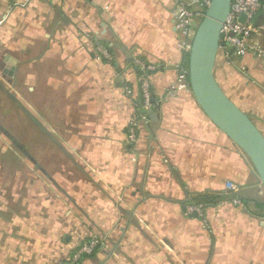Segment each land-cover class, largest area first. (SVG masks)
<instances>
[{
  "label": "crops",
  "instance_id": "crops-1",
  "mask_svg": "<svg viewBox=\"0 0 264 264\" xmlns=\"http://www.w3.org/2000/svg\"><path fill=\"white\" fill-rule=\"evenodd\" d=\"M175 10L176 0H0V264H65L94 237L81 264H264V191L178 81L188 54ZM253 21L264 48V11ZM133 58L155 68L148 121L130 143ZM214 76L264 135V59L230 64L219 50ZM205 191L240 203L188 215Z\"/></svg>",
  "mask_w": 264,
  "mask_h": 264
},
{
  "label": "water",
  "instance_id": "water-1",
  "mask_svg": "<svg viewBox=\"0 0 264 264\" xmlns=\"http://www.w3.org/2000/svg\"><path fill=\"white\" fill-rule=\"evenodd\" d=\"M230 1L211 0L205 9L188 52L187 79L197 104L251 162L264 191V135L248 114L224 92L214 76L220 50V29Z\"/></svg>",
  "mask_w": 264,
  "mask_h": 264
},
{
  "label": "built area",
  "instance_id": "built-area-1",
  "mask_svg": "<svg viewBox=\"0 0 264 264\" xmlns=\"http://www.w3.org/2000/svg\"><path fill=\"white\" fill-rule=\"evenodd\" d=\"M211 0H194L200 7L198 12L191 9L186 0H176L175 26L181 39V47L188 54L196 27L204 15L205 9ZM259 11H264V0H231L229 11L220 29V50L226 61L230 64L238 62L240 57L251 54L254 57L264 59V48L253 41L255 32L259 29L253 18ZM244 15V19L241 16ZM263 27V26H261ZM99 53L106 59H111V54L105 47H98ZM133 64L138 69V84L141 92V104L131 117L126 131L127 140L134 143L137 140L138 130L142 123L148 121L146 109L150 106L151 92L148 73L155 67L139 58H133ZM187 77V70L178 76L181 82ZM171 91L168 90V95ZM167 95V96H168ZM234 204L240 203L237 198L230 200ZM205 206L202 203L189 204L186 207L188 215H196L204 219ZM100 240L96 237L83 241L71 254L65 264H81L83 259L91 256L99 247Z\"/></svg>",
  "mask_w": 264,
  "mask_h": 264
},
{
  "label": "trees",
  "instance_id": "trees-1",
  "mask_svg": "<svg viewBox=\"0 0 264 264\" xmlns=\"http://www.w3.org/2000/svg\"><path fill=\"white\" fill-rule=\"evenodd\" d=\"M232 198H236L234 193H227L225 191L223 192H210V191H205L200 194H196L193 197H191L187 204H198L202 203L205 208L208 206H212L215 204H218L219 202L222 201H230Z\"/></svg>",
  "mask_w": 264,
  "mask_h": 264
},
{
  "label": "rangeland",
  "instance_id": "rangeland-1",
  "mask_svg": "<svg viewBox=\"0 0 264 264\" xmlns=\"http://www.w3.org/2000/svg\"><path fill=\"white\" fill-rule=\"evenodd\" d=\"M20 137L22 138V140H24V136H22V135H20ZM25 142H26V140H25ZM18 153H19V155H20V158L23 160L22 162H26V160L23 158V157H25L21 152H19L18 150H16ZM21 153V154H20Z\"/></svg>",
  "mask_w": 264,
  "mask_h": 264
}]
</instances>
